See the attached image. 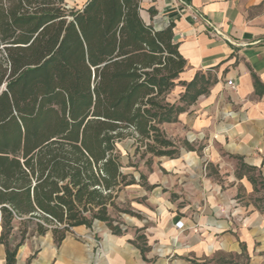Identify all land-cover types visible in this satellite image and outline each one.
Returning <instances> with one entry per match:
<instances>
[{"label":"trees","instance_id":"trees-1","mask_svg":"<svg viewBox=\"0 0 264 264\" xmlns=\"http://www.w3.org/2000/svg\"><path fill=\"white\" fill-rule=\"evenodd\" d=\"M141 3L88 0L75 10L65 0H0V243L6 264H17L23 246L10 244L17 220L22 235L37 220L36 233L52 234L57 244L74 227L95 222L121 233L110 210L133 215L116 199L136 184L122 172V141L133 139L141 159L179 153L162 125L176 122L209 83L198 86L196 77L185 84L182 105L169 101L187 61L174 25L147 24Z\"/></svg>","mask_w":264,"mask_h":264},{"label":"crops","instance_id":"crops-1","mask_svg":"<svg viewBox=\"0 0 264 264\" xmlns=\"http://www.w3.org/2000/svg\"><path fill=\"white\" fill-rule=\"evenodd\" d=\"M65 2L80 10L88 0ZM141 8L147 24L174 25L187 61L169 101L182 105L196 77L198 86L209 83L176 122L162 125L179 153L141 159L133 139L122 141V172L136 184L116 199L118 207L127 200L133 215L110 210L121 233L105 222L74 227L60 244L49 233L39 252L20 248L17 264H226L224 257L264 264V210L240 191L252 194L257 178L264 186V0H142ZM137 159L140 166L128 168Z\"/></svg>","mask_w":264,"mask_h":264},{"label":"rangeland","instance_id":"rangeland-1","mask_svg":"<svg viewBox=\"0 0 264 264\" xmlns=\"http://www.w3.org/2000/svg\"><path fill=\"white\" fill-rule=\"evenodd\" d=\"M69 8H72L71 6H69ZM177 91V90H176ZM118 149L120 150V153L122 152L121 150V144H118ZM141 164V161L137 160H129V162H127V166L128 168H130L129 166L132 167H136L138 168ZM133 170V169H130ZM242 173H245L247 176H256L257 177V173L256 172H250L247 169H242ZM257 186L254 187V192L250 195H247L245 193V190L243 188H240L241 191V197H243V201L244 202H251L252 204H254L256 207L262 208L264 210V186L262 185V183L260 182V178H257ZM126 203H123V205L119 206L120 209L122 210H127L129 209V203H127V200H125ZM113 213L115 216H120L119 212H117L116 210H113ZM127 221H131V216L125 214ZM36 223L37 220H33L31 223L28 224L29 229H28V233L25 235H22L20 232V229L23 228V226H21L19 220L14 222V229L12 231V234L10 236V244L11 247H14L15 245H17L20 242H23V246L21 247V251H23L25 248H29L31 249L32 253H37L39 252V247H40V236L36 233L35 229H36ZM224 263L226 264H247V261L245 258H238L236 260H234L233 257H224L223 258ZM223 263V262H222Z\"/></svg>","mask_w":264,"mask_h":264},{"label":"built area","instance_id":"built-area-1","mask_svg":"<svg viewBox=\"0 0 264 264\" xmlns=\"http://www.w3.org/2000/svg\"><path fill=\"white\" fill-rule=\"evenodd\" d=\"M227 85L230 86L231 88L235 89V83H234V81L229 80V81L227 82ZM177 226H178L179 229L183 227V225H182L181 222H179V223L177 224Z\"/></svg>","mask_w":264,"mask_h":264}]
</instances>
